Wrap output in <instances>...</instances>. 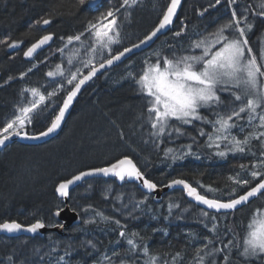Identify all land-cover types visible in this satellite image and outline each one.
Listing matches in <instances>:
<instances>
[{
    "label": "trees",
    "instance_id": "1",
    "mask_svg": "<svg viewBox=\"0 0 264 264\" xmlns=\"http://www.w3.org/2000/svg\"><path fill=\"white\" fill-rule=\"evenodd\" d=\"M261 1L264 0H236V4L229 6L228 0H221L220 5L210 7L215 0H184L171 29L150 48L103 72L81 91L56 137L38 146L19 142L8 146L0 153V223L16 221L27 226L36 220L60 222L53 215L58 206L64 208L62 200L56 196L59 183L81 171L107 167L125 157L132 159L158 188L180 178L209 198L222 195L226 199L224 193L235 187L228 177L240 173L242 164L250 167L253 157L250 154H229L226 158L215 156V149L206 146L207 136H200L198 131L203 128L205 132H211V125H201L199 122H196V126H183L185 135L178 137L172 134L169 137L165 134L154 141L150 136L151 127L141 115L146 116V102L138 94L134 81L125 77L130 72L141 73L145 58L154 50L163 49L170 55L169 45H174L177 51L187 49L190 42L198 38L197 33L205 29L213 31L217 25L231 19L233 10L238 15L248 16L254 24L247 38L249 46L259 53L264 46V17L252 13L262 10L259 7ZM121 2L100 0L90 7L87 0L84 5L80 4V0H0V41H4L0 43V127L13 117L17 106L32 100L31 95L22 94V90L36 87L45 96L52 91H56L57 95L45 100L47 110L37 115L25 129L32 135L46 130L58 113L59 106H62L67 91L74 87V84L67 83L71 74L79 69V78H82L90 70L83 66V61L88 57L80 43L74 42L63 52L58 49L64 47L67 36L84 32L89 21L95 20L110 7L118 8ZM168 2L141 0L130 13L128 23L122 19L126 12L122 9L119 20L123 39L120 45L113 47L111 54L115 55L116 51H122L123 47L143 39L159 23ZM204 9L207 11L203 12ZM245 9L248 11L245 12ZM43 19L51 21L45 28L42 23H36ZM182 27L185 33L175 37L174 33ZM48 34L53 35V40L46 49L32 60L24 57V51L32 43ZM88 37L89 34L85 33L83 39L87 41ZM13 41L22 43L16 48H9L8 44ZM74 49H80L79 53L73 54ZM108 56L99 58L97 65ZM57 64L61 65L64 75L52 80L46 73L54 70ZM22 72L26 74L23 78L20 77ZM222 98L226 102L231 99L227 93L222 94ZM204 114L209 119H215L211 112ZM234 134L243 139L246 132L236 129ZM192 137L196 138L195 142ZM190 144L194 155L175 163L171 158H165L166 149H179ZM252 147L258 154L259 141H253ZM241 174L251 178L247 173ZM256 182L258 179L251 186H255ZM209 186L221 191L209 192ZM170 203L180 207L173 208L172 216L165 219L169 215ZM137 204L139 207H135ZM69 207L71 211L75 210L73 212L79 215L81 222L62 234L49 232L42 238L0 235V264H12V261L15 264H58V258L65 256L68 245L72 247L68 249L70 254L65 256L66 264H97L103 256L111 257L114 249L126 261L131 259L136 264H144L142 253L125 255L128 245L119 237L120 228L114 222L101 221L100 217L95 216V211L119 220L129 234L140 233L144 240L137 242L146 243L159 256L160 264H165V261L172 264V256L181 251L184 255L179 264H188L195 254V248L204 242V237L215 239L198 220L201 209L189 203L181 190L166 193L162 201L156 204L153 197L142 192L136 184H119L116 179H90L70 192ZM257 208H264V198H256L230 214L227 221L221 217L217 225L219 232L223 235L227 227H234L243 237L247 223ZM92 217L97 223H84L85 219ZM189 233L192 235H187ZM229 238L230 235L223 236V243H227ZM118 240L121 241L119 244L116 243ZM216 244L223 247L219 241ZM216 259L219 264L222 254ZM112 262L119 264V258L113 257ZM103 264H107V261H103Z\"/></svg>",
    "mask_w": 264,
    "mask_h": 264
},
{
    "label": "snow or ice",
    "instance_id": "2",
    "mask_svg": "<svg viewBox=\"0 0 264 264\" xmlns=\"http://www.w3.org/2000/svg\"><path fill=\"white\" fill-rule=\"evenodd\" d=\"M85 2L86 0H80L81 5H84ZM87 3L90 7L95 6V0H87ZM137 3L138 0H122L118 8L110 7L95 20L89 21L84 32L67 36L64 47L58 51L63 52L74 42L80 43L88 57L83 61V66L90 70L86 75H82V78H79L81 76L79 69L71 74L67 83L74 84V87L67 91L63 105L59 106V111L51 119L50 125L38 135H29L23 130L27 125L33 123L37 115L47 110L48 105L45 104V100L56 96L57 93L52 91L45 96L36 87L23 89L22 94L29 93L32 100L25 105L17 106L13 117L8 119L3 127H0V147L6 146V142L14 137L35 140L54 133L60 128L65 113L82 86L92 80L101 69L111 67L115 62H122V58H125L126 54L133 53L134 50L141 49L142 46L151 47L150 42H154V38H158V34L162 35L164 31L170 30L168 26L174 23L177 10L181 6V0H169L166 9L162 10L163 15L159 18V23L144 35L143 39H138L137 43H132L130 47H123L122 51H116V54L113 55L111 54L113 45H120L123 39L119 20L121 10L127 11ZM220 4L221 0H215V4L210 7ZM228 4L232 6L236 4V0H228ZM259 7L262 10L253 12L252 15L264 17V3H261ZM206 11L207 9L203 10V12ZM247 11L248 9H245V12ZM203 12L200 14L203 15ZM50 22V19H43L36 23L37 25L41 23L48 25ZM253 28L254 24L249 21L248 16L238 15L233 10L231 19L217 25L213 31L208 32L205 29L204 32L197 33L198 38L192 40L187 49L177 51L174 50V45H169L170 55L163 49L154 50L149 57L145 58L141 73L130 72L125 77L134 81L138 94L146 102V116L143 113L141 115L150 125L152 130L150 136L154 138V141L159 140L165 134L169 137L172 134L178 137L185 135L183 126H196V122H199L201 125H211V132H205L203 128H199L198 131L200 136H207L206 146L215 149L213 153L215 156L226 158L229 154L233 156L250 154L253 157L250 167L242 164L240 173L228 177L235 187L224 193V196H227L226 199L222 195L209 198L180 178L171 180L167 185L169 188L182 185L188 197L193 198L199 205L205 206L201 209L198 220L215 237V239L204 237V242L195 248V254L188 264H218L216 257L220 254H222V260L219 261V264H233L234 256L235 264L264 262V209L257 208L255 210L247 223L243 237L239 236L234 227H227L226 232L222 235L217 226L221 217L227 221L230 214L238 211L252 198H264V81L261 80L264 78V63H258L253 49L249 46L247 36ZM185 31V28L182 27L174 33V36L181 37ZM85 33L89 34L87 41L83 39ZM61 39L65 38L61 37ZM51 40H53L52 34L42 36L24 51V57H33L38 49L47 45ZM0 43H4V41H0ZM20 43L22 42L13 41L8 44V47L16 48ZM105 49L109 50V56L98 62L97 65V62H94L95 57ZM79 51L80 49H74L73 54H78ZM260 60L264 61V46L260 50ZM71 62L70 56L69 63ZM25 75L23 72L20 73L21 78ZM46 75L50 78L63 76L64 70L60 64H57L55 69L48 71ZM224 93L229 94L232 99L226 102L222 98ZM206 111L211 112L215 119H209L204 114ZM236 129L242 133L246 132L243 139L234 134ZM248 129L251 130L248 131ZM191 139L195 142L196 138L192 137ZM253 141H259L258 154L253 150ZM189 155H194L191 144L179 149L165 150V158H171L173 163L184 160ZM196 158L199 159V156ZM241 173H247L251 178H245ZM95 174L111 175L122 182L126 179L142 182L143 188L150 192L157 189V184L146 178L144 172L132 159L125 157L107 167L79 172L71 179L59 183L56 192L61 197H68L70 185L86 176ZM257 179L258 182L255 183V186H251ZM201 187L204 186L201 185ZM207 191L218 193L221 190L209 186ZM135 207H139V204ZM179 207L178 204L170 203L169 215L165 219L172 216L173 208ZM65 210L58 206L53 215L60 217ZM73 211L75 210L73 209ZM85 211L87 212V209ZM183 211L188 210L183 209ZM95 216L100 217L101 221L114 222L120 228L119 237L123 238L128 245L125 250L126 256L142 253L145 258L144 264H160L159 256L153 253L146 243L137 242L144 240L140 233L129 234L119 220L105 216L101 211H95ZM84 223H97V221L95 217H92L85 219ZM45 227L63 228L65 225L60 222L45 223L42 220H36L27 226L16 221L0 223V231L7 233L20 231L37 233L39 229ZM227 235H230L231 238L227 243H223V236ZM216 241L223 244V247L217 246ZM120 242L118 240L116 243ZM88 243L92 242L88 241ZM92 246L95 247V245ZM71 247L68 245L65 256L70 254L68 249ZM183 255V251L175 253L172 256V264H179ZM65 256L58 258V264L61 262L66 264ZM113 257L119 258V264H136L134 260L123 259L121 253L115 249L112 251L111 257L105 255L102 260L97 261V264H103V261L113 264ZM9 260L12 261V258L9 257ZM12 264L15 262L12 261ZM165 264L168 262L165 261Z\"/></svg>",
    "mask_w": 264,
    "mask_h": 264
},
{
    "label": "water",
    "instance_id": "3",
    "mask_svg": "<svg viewBox=\"0 0 264 264\" xmlns=\"http://www.w3.org/2000/svg\"><path fill=\"white\" fill-rule=\"evenodd\" d=\"M184 0H181V6H182V3H183ZM100 2V0H95V5H97L98 3ZM89 5V4H88ZM181 6L178 8L177 10V16L174 18V23L178 17V14L180 12V9H181ZM173 23V24H174ZM170 25L168 26L169 29H171V27L173 26ZM47 25H44L43 24V27H46ZM169 31V30H167ZM167 31H164V33L162 35H164ZM162 35L158 34V38L161 37ZM158 38H154V42H150L151 43V46L157 41ZM51 41H49V43L47 45H44L42 46L41 49H38L36 53H34L33 57L31 58H27L28 60H32L38 53H40L42 50L46 49L49 45H50ZM130 47V46H129ZM148 48V46H142L141 49H137V50H134L133 53H129V54H126V57L125 58H122V62H115L113 66L111 67H106L105 69H101L100 72L97 73V75L95 77H93L92 80H94L95 78H97L100 74H102L103 72H106L108 71L109 69L127 61L131 56H133L134 54H139L143 51H146ZM87 81L85 83V85L82 86L80 92L77 94V96L73 99V102L72 104L70 105L68 111L65 113V118L64 120L62 121L61 123V126L60 128H58L54 133L50 134L49 136H46V137H42L40 139H35V140H32V139H24V138H20V137H14L12 138L11 140H9L8 142H6V146H3V147H0V153H2L8 146L12 145L13 143L15 142H19L21 144H24V145H28V146H38V145H41V144H44L46 143L47 141L53 139L54 137H56L59 132L61 131V128L63 127L66 119L68 118L69 114H70V111L75 103V101L77 100L79 94L81 93V91L92 81ZM63 105V104H62ZM23 131L27 132L28 131L26 129H24ZM29 134V133H28ZM119 161V160H118ZM116 163V162H115ZM89 171V170H88ZM111 178H115L117 180V182L119 184H123L124 182H128V183H133V184H136L137 187L142 191L144 192L145 194L147 195H151L153 197V202L154 203H160L162 201V197L163 195H165L166 193H170L174 190H181L184 194V197L185 199L193 204L194 206L198 207L199 209H203L205 206L203 205H199L193 198L191 197H188L187 194H186V191L183 189V186L182 185H177V186H173L171 188L167 187V184L166 186L162 187V188H158L154 191H148L146 189L143 188L142 186V182H137L135 180H125V181H120L118 180L116 177L114 176H104L103 174H95V175H92V176H86L84 178H82L80 181L76 182L75 184L73 185H70L69 186V194L70 192L78 187L79 185H81L83 183V181H87V180H90V179H111ZM198 191V189H197ZM199 192V191H198ZM56 196L62 200L63 204H64V208L66 209L65 212L60 216V217H57V219L61 222V223H64L65 227L63 228H60V227H55V228H43V229H39L37 233H28L26 231H20V232H16V233H7V232H3V231H0V235L2 236H6V237H11V238H15V237H21V236H25V237H44L47 233L49 232H58V231H65L67 229H69L70 227H73V226H76V225H79L80 224V218L79 216L75 213V212H72L69 208V196L68 197H61L57 192H56ZM256 198H252L251 201L255 200ZM250 201V202H251ZM249 202V203H250ZM247 203V204H249ZM246 204V205H247ZM244 205V206H246ZM243 206V207H244ZM242 207H240L239 209H241Z\"/></svg>",
    "mask_w": 264,
    "mask_h": 264
},
{
    "label": "rangeland",
    "instance_id": "4",
    "mask_svg": "<svg viewBox=\"0 0 264 264\" xmlns=\"http://www.w3.org/2000/svg\"><path fill=\"white\" fill-rule=\"evenodd\" d=\"M140 1H141V0H138V3H137L136 5H134L133 7L129 8L126 12H124V16L122 17V19L124 18V19H123L124 23H128V21H129V19H130V13H131L134 9H136V7L139 5ZM261 3H264V1H261L260 4H261ZM119 19H121V18L119 17ZM114 46H115V45H113V47H114ZM253 54L257 57V61H258V63H264V61H261V60H260V51H259V53H256V52L253 51ZM103 55H109V50H108V49H105V50H103L102 53L97 54L96 57H95V61H94V62L98 61L99 58L101 59ZM61 77H62V76H56V77H52V78L49 77V78L52 79V80H57V79H59V78H61ZM70 78H71V76L69 77V79H70ZM261 80L264 81V78H261ZM229 96H230V95H229ZM230 98L232 99V97H230ZM263 209H264V208H263Z\"/></svg>",
    "mask_w": 264,
    "mask_h": 264
},
{
    "label": "bare ground",
    "instance_id": "5",
    "mask_svg": "<svg viewBox=\"0 0 264 264\" xmlns=\"http://www.w3.org/2000/svg\"><path fill=\"white\" fill-rule=\"evenodd\" d=\"M144 52V51H143ZM140 54V53H139ZM85 89V88H84ZM85 181H83V183H84ZM70 208V207H69ZM73 212V211H72ZM78 215V214H77ZM79 216V215H78ZM80 218V217H79ZM80 222H81V220H80ZM80 225V224H79ZM76 226H78V225H76ZM66 231V230H65ZM64 232V231H63ZM62 231H58V232H52V233H59V234H62L63 233Z\"/></svg>",
    "mask_w": 264,
    "mask_h": 264
}]
</instances>
